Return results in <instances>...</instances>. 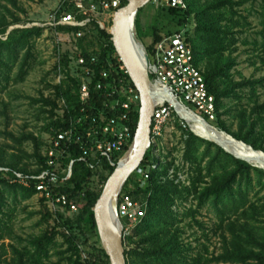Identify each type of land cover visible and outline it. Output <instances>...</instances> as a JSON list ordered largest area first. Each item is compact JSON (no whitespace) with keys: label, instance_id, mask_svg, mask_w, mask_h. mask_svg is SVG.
<instances>
[{"label":"trees","instance_id":"16d2710c","mask_svg":"<svg viewBox=\"0 0 264 264\" xmlns=\"http://www.w3.org/2000/svg\"><path fill=\"white\" fill-rule=\"evenodd\" d=\"M9 1L21 10L19 0ZM183 1L187 5L186 9H160L157 23L152 29L151 45L146 47L149 57L162 38L180 33L181 29H187L194 21V35L188 32L186 37L194 49L196 66L203 71L209 91L216 98V127L255 150L264 152V101L261 102L264 77L238 82L232 73L237 67L234 54L238 51L240 37L245 33V24L248 22V18L239 11L246 0ZM63 5V12L77 14L79 21H90L87 28L59 27L58 31L71 35L84 33L76 44L93 73L90 99L87 105H83L80 99L82 77L73 73L70 53L63 55L61 65L56 64L55 73L61 68L64 78L61 84L50 86L54 92L41 101L50 108L44 111L50 115L46 127L50 136L68 129L71 120L81 116L82 109L97 121L102 114L105 117L113 115L111 107L117 96H113L109 88L98 90L99 83L108 85L118 78H125L136 89L116 52L112 35L101 29L93 14L80 13L69 2ZM127 5L128 1L120 9ZM11 15V20L7 17L0 20V94L12 84L25 82L36 63L37 40L45 31L40 27H32L15 29L8 34L11 27L25 23L20 16ZM161 19L169 22L159 28ZM175 28L177 31L174 32ZM260 35L262 42L254 41L252 45L258 52L256 58L264 68V33ZM94 58L96 62L92 65ZM104 72L109 73L107 79L102 77ZM246 89L250 90L248 99L251 109L240 106L236 115L239 129L234 132L224 119L231 113L227 101H241L243 96L238 93H244ZM140 109L141 105L132 115L135 135ZM173 116L179 121L177 126L182 132V164L188 168V185L180 179L183 168L177 165L175 151H170L166 163H163L161 154L160 158L155 157V147L151 146L140 167L145 175L138 176L137 172L132 175L121 196L122 202L124 196L130 195L144 210L141 221L125 236L127 264H264V171L194 135L175 112ZM90 126L87 120L86 127ZM34 141L35 153L31 158L35 161L31 170L22 169L18 163L5 164L0 154V242L13 239L15 235L10 226V202L23 203L38 195L34 185L27 188L14 183L16 179L38 176L47 168V160L41 154V147L47 143ZM123 156L112 161L115 166L107 159L80 161L82 156L78 152L62 159L58 192L74 201L78 212L73 219L63 214H58V219H55L46 201L41 198L40 203L45 210L43 223L48 224L47 230L30 239L22 251L13 249L18 256L17 264H51L54 256L59 257V264H110L99 241L93 208ZM73 162L71 177L66 179V170ZM97 162L99 164L94 168ZM96 178L98 183H95ZM205 208L216 214L218 227L222 231V253L213 260L205 259L202 254L194 256L192 253L195 248L183 240L182 225L188 219L205 230L196 218ZM49 221H53L54 225ZM123 224L125 228L129 225L125 219Z\"/></svg>","mask_w":264,"mask_h":264},{"label":"rangeland","instance_id":"374dc122","mask_svg":"<svg viewBox=\"0 0 264 264\" xmlns=\"http://www.w3.org/2000/svg\"><path fill=\"white\" fill-rule=\"evenodd\" d=\"M66 1L69 2V5H75L76 9L78 2L74 1H84L85 13L93 14L109 33L112 28L114 14L112 12L102 13L99 8V0H19L21 10L16 9L9 0H0V20L4 17L11 20V14L13 13L25 21L24 24L11 27L8 34L15 29L32 27H44L43 29H45L43 36L37 40L35 50L36 63L30 75L24 83L12 84L6 92L0 94V154L4 157L5 164L18 163L22 169L27 168L31 170L34 168L33 163L35 161L31 158L35 153L36 143L34 139L39 142H50L51 136L46 131L50 115L44 113V111H48L50 108L46 107L41 101L43 98H48L54 92L53 89H50V86L55 87L59 85L64 76H60L54 70V67L58 63L59 55L56 34L52 29H46L45 26H48V22L51 21L54 12L60 9ZM160 9L152 3L145 7L138 16L137 32L141 39L140 42L145 47H150L151 45L152 29L157 23ZM239 11L240 14L248 18V22L245 24V33L240 37L238 51L234 54L237 67L232 73H234L235 80L238 82L243 79L250 80L252 78L259 80L264 77V68L261 67L260 61L256 58L258 52L254 49L252 43L254 41L262 42L260 34L264 33V0H257L255 2L246 0V4L241 6ZM168 22L167 19L159 20V28H162L165 24L167 25ZM173 30L174 32L177 31L176 28ZM185 31L189 32L191 36L194 35L195 22L191 21L190 26L187 29H181L180 33L185 34ZM61 50L63 53L69 52L70 56L75 51L74 47L68 46L62 47ZM77 65L79 63L72 60L71 66L74 73L77 71ZM249 93V89H246L244 93H238L243 96L242 102L227 101V106L231 110V113L227 117H224V119L234 132H237L239 129V119L236 115L240 111V106L251 109L248 99ZM263 101L264 95L261 98V102ZM185 116L187 120L192 118L190 114ZM194 119L203 128L208 129L203 122L196 118ZM216 122L209 121L207 122L209 124L207 126L212 128V130H209L221 133L222 130L216 127ZM178 123L179 121L172 116L160 140L161 147L155 148L154 156L160 158L161 154L163 163H166V156L170 151H175L174 157L178 159L177 165L183 168L180 179L188 185V168L182 164V132L178 129ZM204 139L212 140L209 138ZM41 149V154L44 156L47 145L41 147ZM226 149L233 154H238L232 148L227 147ZM241 158L243 157L241 156ZM137 174L138 176L145 175L141 169L137 171ZM95 183H98L97 178ZM40 199V196L37 195L23 203L12 204L10 202V209L8 210V212H11L12 218L10 226L15 235L13 239H5L0 242L2 264H17L18 256L13 249L16 248L18 251H22L30 239L40 236L47 230L48 224L43 223L45 210L40 203ZM189 206L188 204L187 207ZM77 212L64 211L61 214L73 219ZM196 218L204 226L205 230L197 226L192 219H188L182 225L184 230L183 240H185L186 244H190L195 248L192 253L194 256L202 254L203 257L205 256V259L213 260L215 257L217 258L221 255L223 247L222 231L218 227L217 216L214 212L205 208L200 211V214ZM52 222L49 221L51 225H54ZM189 224H192V226H188ZM128 231V234L132 232L131 225H128ZM51 264H59V257L54 256ZM211 264L218 263L212 262Z\"/></svg>","mask_w":264,"mask_h":264},{"label":"built area","instance_id":"2783aa9c","mask_svg":"<svg viewBox=\"0 0 264 264\" xmlns=\"http://www.w3.org/2000/svg\"><path fill=\"white\" fill-rule=\"evenodd\" d=\"M126 1L129 0H100L99 8L102 13L112 12L114 14L115 11L120 10V7ZM74 2H78L77 10L80 13L86 11L84 1ZM152 3L159 9L187 8L183 0H153ZM63 7L64 5L54 12L51 21L48 22V26H45V28L52 29L56 34V43L59 50L58 65H61L65 54L61 48L65 46L74 47L75 51L70 59L78 62L79 65H77V71L73 73L82 77L80 99L83 105H87L90 99L93 71L87 67V61L79 53L76 44L78 39L84 36V33L79 32L77 35H71L59 32L58 28H87L90 21H79L77 14L65 13L62 11ZM99 25L101 29L106 30L100 22ZM184 33L165 36L155 45L152 56H148L150 79L159 90L170 94L174 100L188 111L206 122H216L218 119L216 98L209 91L203 71L196 66L194 49L186 37L188 32L185 31ZM95 62L96 58L92 59L91 64L93 65ZM71 69L73 71L72 66ZM58 74L63 75L61 68L58 69ZM102 77L107 79L109 73L104 72ZM106 88L112 90L113 96H117L111 107L113 115L105 117V114H102L99 121H97L95 118H91L85 109H82L81 116L71 120L68 129L60 130L54 136H51L44 155L47 160V168L40 175L33 176L31 179L20 178L14 180V183H20L27 188L34 185L38 195L46 201L49 211L55 216V219H58V214L66 210H69V212L78 211V206L74 201L58 192L60 186L58 173L62 168V159L71 157L73 153L78 152L82 156L80 161L107 159L112 166H115L112 161L123 154L125 155L134 141L132 115L141 105L140 93L127 83L125 78H118L113 84L104 85L99 83L97 85L98 90ZM173 111L172 106L167 103H161L156 107L151 126V146L161 147L160 140L175 112ZM87 120L91 124L90 127H86ZM98 164L99 162L96 163L94 168ZM73 165L74 162L66 170V179L71 177ZM119 214L122 221L125 219L133 227L143 218L144 210L142 205L135 202L130 195H127L124 196L122 202L120 199ZM128 233L127 227L125 228V236Z\"/></svg>","mask_w":264,"mask_h":264},{"label":"water","instance_id":"95a60500","mask_svg":"<svg viewBox=\"0 0 264 264\" xmlns=\"http://www.w3.org/2000/svg\"><path fill=\"white\" fill-rule=\"evenodd\" d=\"M152 2L153 0H129L126 7L121 8L113 15L112 28L109 31L116 52L141 96L140 120L134 141L128 152L119 161L116 170L108 179L93 208L99 241L110 264H127L125 227L119 214V202L127 182L132 175L140 170L148 151L151 149V126L156 107L161 103L171 105L179 119L187 124L194 135L202 139L204 138L194 132L190 122L182 114L183 111L209 125L180 105L170 94L167 93L170 98L162 102L159 101L160 97L156 96L155 90L159 91V89L152 83L149 76V55L146 47L140 42L137 32L138 16ZM161 93L166 95V92L162 91ZM221 133L228 136L234 143L264 157L263 151H257L223 131ZM204 140L216 144L233 157L264 171V169L251 164L240 156L234 155L219 143L208 139Z\"/></svg>","mask_w":264,"mask_h":264},{"label":"bare ground","instance_id":"6f19581e","mask_svg":"<svg viewBox=\"0 0 264 264\" xmlns=\"http://www.w3.org/2000/svg\"><path fill=\"white\" fill-rule=\"evenodd\" d=\"M155 92H156V96L160 97V99H159L160 102L165 101L166 99L170 98V96L167 95V92H166V95L164 93H161L162 90H159V91L155 90ZM182 114L184 115L185 118H187L185 115H189L190 113L183 111ZM190 115L192 116V118H189L188 120H189L194 132L197 133L199 136H201L203 138L212 139L215 142L225 146L226 148L228 147V148H232V149L236 150L239 155L236 153H234V155H238L240 157L242 156L245 160H247L251 164L264 169V157L263 156L257 155L255 153H253L252 151H250L248 148H246L242 145H239L237 143H234L228 136H226L223 133L211 131L212 128L210 126H207V124H205V123L204 124L206 125V127L208 129L203 128L202 125H200L197 121H195V119H194L195 117L192 114H190ZM209 129H211V130H209Z\"/></svg>","mask_w":264,"mask_h":264}]
</instances>
